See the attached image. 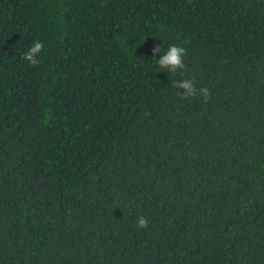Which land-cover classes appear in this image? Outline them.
<instances>
[{"label":"trees","instance_id":"trees-1","mask_svg":"<svg viewBox=\"0 0 264 264\" xmlns=\"http://www.w3.org/2000/svg\"><path fill=\"white\" fill-rule=\"evenodd\" d=\"M0 264H264V0H0Z\"/></svg>","mask_w":264,"mask_h":264},{"label":"clouds","instance_id":"clouds-1","mask_svg":"<svg viewBox=\"0 0 264 264\" xmlns=\"http://www.w3.org/2000/svg\"><path fill=\"white\" fill-rule=\"evenodd\" d=\"M44 50L43 42L36 40L33 45L26 51L21 57L23 60L28 61L31 65H39V55ZM161 44H157L152 49V55L155 58L157 54H160L159 59H156V63L160 69H165L168 73L175 74L179 72L183 75L184 70H186V65L184 63V57L186 55V49L183 46H178L176 44H171L168 46L167 50L161 54ZM171 87L177 89L176 95L181 99L193 98L198 95L203 96L204 101L207 102L210 97V91L207 87L197 88L196 81L194 78H185L182 80H174L171 83ZM183 90V91H180ZM138 228H147L148 220L147 218L141 216L137 218Z\"/></svg>","mask_w":264,"mask_h":264}]
</instances>
